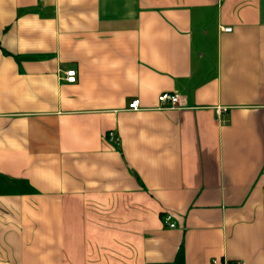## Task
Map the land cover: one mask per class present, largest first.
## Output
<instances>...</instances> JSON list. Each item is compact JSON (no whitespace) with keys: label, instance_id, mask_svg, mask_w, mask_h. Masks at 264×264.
<instances>
[{"label":"crops","instance_id":"1","mask_svg":"<svg viewBox=\"0 0 264 264\" xmlns=\"http://www.w3.org/2000/svg\"><path fill=\"white\" fill-rule=\"evenodd\" d=\"M230 261L264 264V0H0V262Z\"/></svg>","mask_w":264,"mask_h":264},{"label":"built area","instance_id":"2","mask_svg":"<svg viewBox=\"0 0 264 264\" xmlns=\"http://www.w3.org/2000/svg\"><path fill=\"white\" fill-rule=\"evenodd\" d=\"M225 31H231L232 29L229 27L223 28ZM67 82L69 83H74L76 81V71L74 69H69L65 72V78H64ZM159 101L163 104L169 103L170 106H176L179 103V95L177 93H162L159 96ZM138 105H139V100H133L130 104H129V108L130 109H134L137 110L138 109ZM108 136L110 137V139H112V136H114V134L112 132H110L108 134ZM115 139L117 140V142L119 141L118 137H115ZM163 220L164 223H166V225L170 228L175 227V222L173 221V217L170 214H165L163 216ZM0 264H5L0 262ZM226 264H243L241 261H230Z\"/></svg>","mask_w":264,"mask_h":264}]
</instances>
